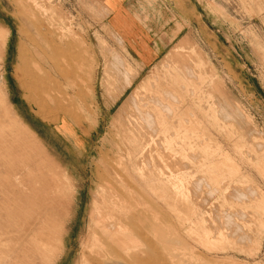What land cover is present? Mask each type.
<instances>
[{
  "label": "rangeland",
  "instance_id": "obj_1",
  "mask_svg": "<svg viewBox=\"0 0 264 264\" xmlns=\"http://www.w3.org/2000/svg\"><path fill=\"white\" fill-rule=\"evenodd\" d=\"M126 1L148 66L107 0H0V264H264V0Z\"/></svg>",
  "mask_w": 264,
  "mask_h": 264
},
{
  "label": "crops",
  "instance_id": "obj_2",
  "mask_svg": "<svg viewBox=\"0 0 264 264\" xmlns=\"http://www.w3.org/2000/svg\"><path fill=\"white\" fill-rule=\"evenodd\" d=\"M149 3L150 5L143 3L140 10L126 0H107L109 28L116 32L142 66L157 61L179 35L165 31L169 22L161 25L160 28H164V31L156 26L155 16L158 9L152 6L151 1ZM161 14L164 17L163 11Z\"/></svg>",
  "mask_w": 264,
  "mask_h": 264
},
{
  "label": "bare ground",
  "instance_id": "obj_3",
  "mask_svg": "<svg viewBox=\"0 0 264 264\" xmlns=\"http://www.w3.org/2000/svg\"><path fill=\"white\" fill-rule=\"evenodd\" d=\"M41 31V30H40ZM39 35H40V33H39ZM44 35V34H43ZM45 36V35H44ZM46 43L47 42H45V45H46ZM42 44H43V42H42ZM47 45H48V43H47ZM47 45H46V48H48L47 47ZM54 47V46H53ZM50 48H51V46H50ZM49 48V49H50ZM41 49V48H40ZM58 49H59V47H58ZM43 50H44V48H43ZM51 51H53V50H51ZM47 52V51H46ZM49 52V51H48ZM39 65V64H38ZM53 66V65H52ZM41 79H42V77H41ZM50 81V80H49ZM54 83V82H53ZM52 85V84H51ZM8 108V107H7ZM67 114V113H66ZM23 161V160H22ZM94 197V196H93ZM16 198V197H15ZM29 209V208H28ZM125 242H126V240H125ZM111 249V248H110ZM107 250V249H106ZM113 252V251H112ZM120 254V253H119ZM111 255V253L110 252H108L107 251V253L105 252L104 254H103V256L106 258V256H110ZM112 256V255H111ZM119 256V255H118ZM103 264H128L127 263V261H126V259L124 258V259H122V260H112V261H109L108 259H104L103 258Z\"/></svg>",
  "mask_w": 264,
  "mask_h": 264
}]
</instances>
